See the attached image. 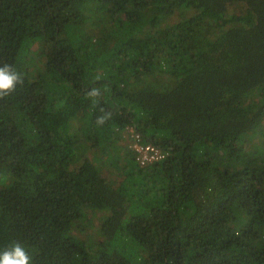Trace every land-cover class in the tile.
Masks as SVG:
<instances>
[{
	"label": "trees",
	"instance_id": "1",
	"mask_svg": "<svg viewBox=\"0 0 264 264\" xmlns=\"http://www.w3.org/2000/svg\"><path fill=\"white\" fill-rule=\"evenodd\" d=\"M5 64L0 253L264 264V0H0ZM133 125L168 157L140 166Z\"/></svg>",
	"mask_w": 264,
	"mask_h": 264
},
{
	"label": "clouds",
	"instance_id": "2",
	"mask_svg": "<svg viewBox=\"0 0 264 264\" xmlns=\"http://www.w3.org/2000/svg\"><path fill=\"white\" fill-rule=\"evenodd\" d=\"M17 84H23V76L18 71H16L11 65L5 64L2 67H0V99L7 97L13 92H15ZM87 95L89 97H99L101 95V92L100 89L98 88H92L87 93ZM110 115H111L110 113H106L105 116L98 117L97 123L103 124ZM126 128L129 131L128 132L129 137H133L132 130L140 134V132L137 130V128L134 125L127 126ZM140 136L142 135L140 134ZM141 144L146 145V144H154V143L143 142L142 139ZM168 155L166 156V158L168 157ZM135 159L137 161V156L135 157ZM105 213L108 214L109 212L105 211ZM103 223H104L103 214L99 215L95 220V222H90L89 223L91 227L90 234H94L99 229H101L103 227ZM31 262H32V258L28 255L25 248L18 242L14 243L11 248L5 249L2 253H0V264H31Z\"/></svg>",
	"mask_w": 264,
	"mask_h": 264
},
{
	"label": "built area",
	"instance_id": "3",
	"mask_svg": "<svg viewBox=\"0 0 264 264\" xmlns=\"http://www.w3.org/2000/svg\"><path fill=\"white\" fill-rule=\"evenodd\" d=\"M132 136L135 138L134 146L136 149L137 162L141 166H146L156 161L163 160L168 155V151L154 144H141L140 134L132 130Z\"/></svg>",
	"mask_w": 264,
	"mask_h": 264
},
{
	"label": "rangeland",
	"instance_id": "4",
	"mask_svg": "<svg viewBox=\"0 0 264 264\" xmlns=\"http://www.w3.org/2000/svg\"><path fill=\"white\" fill-rule=\"evenodd\" d=\"M239 6H236V5H234V6H231L229 9L230 10H236L237 8H238ZM240 8H241V6H240ZM239 9V8H238ZM242 9V8H241ZM133 146V145H132ZM103 174H102V176L104 177V178H106V176L107 175H109V170L107 169V167H104V169H103ZM115 177H117V176H115ZM115 177H112V178H115ZM117 181V182H116ZM113 180V182H114V186L115 187H118V185L120 184V181L117 179V180ZM105 213V212H104ZM104 213H102V214H104ZM101 213H100V215H102ZM90 231H91V227H90V225L88 224V229H87V235H89L90 234ZM198 234V233H197ZM191 240H193V241H195L197 244H201L202 242H201V239L200 238H198V239H195L194 237H192L191 238ZM198 261V259H195L194 260V263H196Z\"/></svg>",
	"mask_w": 264,
	"mask_h": 264
}]
</instances>
